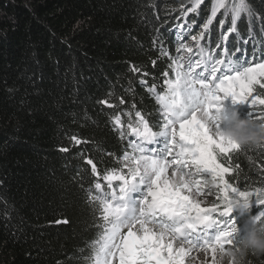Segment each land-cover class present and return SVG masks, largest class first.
Returning a JSON list of instances; mask_svg holds the SVG:
<instances>
[{"label": "trees", "instance_id": "1", "mask_svg": "<svg viewBox=\"0 0 264 264\" xmlns=\"http://www.w3.org/2000/svg\"><path fill=\"white\" fill-rule=\"evenodd\" d=\"M247 3L253 14L250 22L244 16L238 22L237 46L249 56L258 49L260 56L264 0ZM185 4L188 0H0V264H85L87 245L98 229L80 187L91 178L80 171L79 154L115 166L105 153L120 156L125 141L113 130L112 116L121 114L126 122L122 110L130 103L150 123L159 119L147 87L156 83L160 91V73L168 60L153 40L159 29L163 49L175 55L174 17L180 13L170 10ZM210 8L189 14L188 21L199 24ZM164 19L168 24L159 27ZM220 19L211 26L213 39ZM235 35L229 37V48ZM132 65L150 73L144 77L147 86L140 83V73L130 71ZM104 98L117 106L98 103ZM73 136L88 143L75 145ZM61 147L69 151L61 152ZM232 162L240 166L233 175L241 187L259 186L264 167L260 150L235 155ZM261 210L264 206L253 205L244 216L238 208L233 211L235 243ZM63 219L68 223H56ZM261 259L248 257L252 264Z\"/></svg>", "mask_w": 264, "mask_h": 264}, {"label": "snow or ice", "instance_id": "2", "mask_svg": "<svg viewBox=\"0 0 264 264\" xmlns=\"http://www.w3.org/2000/svg\"><path fill=\"white\" fill-rule=\"evenodd\" d=\"M188 3L191 7L185 4L170 10L180 13L174 17L175 55L163 49L159 29L153 40L154 46L161 44L160 54L168 60L160 73V91L156 83L147 87L158 105L159 119L150 123L130 103L128 110H122L126 122L121 114L112 116L113 130L125 141L120 156L105 153L113 157L115 166H105L102 157L79 154L84 164L80 171L91 178L80 187L93 227L98 229L87 245L85 264H195L201 253L200 264H217L221 253L236 247L233 211L264 206V167L259 186L241 187L238 175H233L240 166L232 162L235 155L247 156L257 149L264 155V146L242 148L214 131L218 124L210 125L213 113L229 100L232 105L247 106L249 120L264 123V53L257 56L259 50L254 49L249 56L237 46L241 43L238 22L242 16L250 22L252 10L247 0H212L210 14L194 33L196 21L189 22L187 17L199 14L204 0ZM218 13L222 15L213 39L211 26ZM166 24L167 19L160 20L159 27ZM156 63V59L151 61L153 67ZM130 71L140 73V83L147 86V70L132 65ZM98 103L117 106L108 98ZM124 103L119 98V105ZM71 139L75 145L88 143L75 136ZM59 150L68 152L69 148ZM254 220L264 222V210ZM213 230H219V235L210 243ZM247 264L252 262L247 260Z\"/></svg>", "mask_w": 264, "mask_h": 264}, {"label": "clouds", "instance_id": "3", "mask_svg": "<svg viewBox=\"0 0 264 264\" xmlns=\"http://www.w3.org/2000/svg\"><path fill=\"white\" fill-rule=\"evenodd\" d=\"M216 124L219 128H214V131H219L242 148L264 146V123L242 118L237 108H223L213 113L210 125ZM238 209L242 216L249 215L251 211L246 206ZM251 254L264 256V222L254 219L247 221L245 234L236 242V247L218 256L217 264H247Z\"/></svg>", "mask_w": 264, "mask_h": 264}, {"label": "rangeland", "instance_id": "4", "mask_svg": "<svg viewBox=\"0 0 264 264\" xmlns=\"http://www.w3.org/2000/svg\"><path fill=\"white\" fill-rule=\"evenodd\" d=\"M207 1H208V0H204V3L201 5V7L204 6V4H205ZM209 1H210V0H209ZM201 7H200V9H201ZM200 9L198 10V13H199ZM189 14L193 15V14H196V13H189ZM221 14H222V13H218V15H221ZM218 15H217V16H218ZM244 17H245V19L248 18L247 16H244ZM201 18H202V17H200V20H201ZM201 21L203 22V20H201ZM202 22H200V25L202 24ZM199 28H200V26H198L197 28L194 27V28H193V32L195 33L196 31L199 30ZM194 30H195V31H194ZM224 108H237V109L239 110V112H240L241 117L244 118V119H248V116H247L246 114H247V111L249 110V108H248L247 106H242V105H232L231 101L229 100V101H226V102L224 103ZM211 200H212V197H209V202H211ZM193 255H195V253H194ZM203 258H204V254L201 253V254L199 255V257L197 258L195 264H200V261L203 260Z\"/></svg>", "mask_w": 264, "mask_h": 264}]
</instances>
